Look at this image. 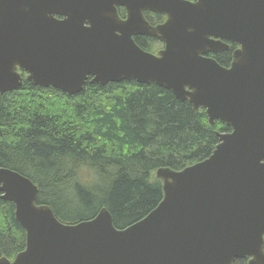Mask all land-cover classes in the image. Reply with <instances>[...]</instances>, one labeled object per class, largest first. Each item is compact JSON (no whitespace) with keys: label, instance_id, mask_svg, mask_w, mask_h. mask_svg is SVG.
<instances>
[{"label":"water","instance_id":"1","mask_svg":"<svg viewBox=\"0 0 264 264\" xmlns=\"http://www.w3.org/2000/svg\"><path fill=\"white\" fill-rule=\"evenodd\" d=\"M144 11L166 21L154 28ZM144 35L165 48L144 52L134 40ZM230 43L229 68L205 57ZM19 70L68 95L89 79L155 83L231 131L218 133L209 158L156 170L162 201L125 229L106 209L64 224L36 203L33 181L0 168L1 198L27 236L25 250L0 264H264V0H0L2 95L22 87Z\"/></svg>","mask_w":264,"mask_h":264},{"label":"trees","instance_id":"2","mask_svg":"<svg viewBox=\"0 0 264 264\" xmlns=\"http://www.w3.org/2000/svg\"><path fill=\"white\" fill-rule=\"evenodd\" d=\"M119 14L125 18L124 9ZM135 41L145 51L159 44L144 36ZM234 48L216 61L229 68ZM21 75L22 87L0 93V167L33 181L36 203L48 205L64 224L91 220L102 208L117 229L142 220L164 197L162 181L152 177L156 170L179 172L209 158L218 133L231 131L155 83L88 80L80 93L68 95ZM26 243L15 205L0 195V258L13 260Z\"/></svg>","mask_w":264,"mask_h":264},{"label":"flooded vegetation","instance_id":"3","mask_svg":"<svg viewBox=\"0 0 264 264\" xmlns=\"http://www.w3.org/2000/svg\"><path fill=\"white\" fill-rule=\"evenodd\" d=\"M190 1H193V0H190ZM147 12H148L147 13L148 17L150 18V22L152 23L153 26L161 24L166 20V18L163 16L157 15V14L150 12V11H147ZM231 46H232V44H231ZM205 57H215V56L213 54L207 53L205 55Z\"/></svg>","mask_w":264,"mask_h":264},{"label":"bare ground","instance_id":"4","mask_svg":"<svg viewBox=\"0 0 264 264\" xmlns=\"http://www.w3.org/2000/svg\"><path fill=\"white\" fill-rule=\"evenodd\" d=\"M1 169H7V168H3V167H0ZM16 172V171H15ZM17 174L20 176V177H22V178H25V179H28V180H30L29 178H27V177H25L24 175H22V174H20V173H18L17 172ZM102 209H106V208H102ZM107 210V209H106Z\"/></svg>","mask_w":264,"mask_h":264}]
</instances>
